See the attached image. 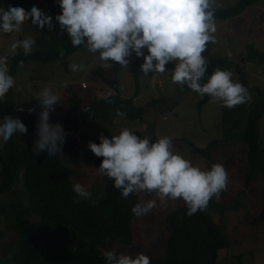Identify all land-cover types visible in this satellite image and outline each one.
Returning a JSON list of instances; mask_svg holds the SVG:
<instances>
[{
	"label": "rangeland",
	"instance_id": "374dc122",
	"mask_svg": "<svg viewBox=\"0 0 264 264\" xmlns=\"http://www.w3.org/2000/svg\"><path fill=\"white\" fill-rule=\"evenodd\" d=\"M29 1L30 4L42 9L47 0ZM236 1L219 0V6L215 9L232 6ZM3 5L7 10L6 4ZM29 19L30 17L22 22V27L25 29H21L19 35H31L26 29L40 31L29 24ZM215 24L213 41L206 44L204 52L206 60L211 57L225 59L232 64L230 72L233 81L240 83L239 78L243 74L247 84L264 89V63H250L245 60L247 47L255 51L264 49V0L246 7L236 17L215 21ZM17 35V33L0 34V54L8 53V45ZM38 36L39 34L35 35L34 39ZM11 55L8 54L7 64ZM134 60L135 56H130L128 66L119 65L116 75L117 90L104 83L95 74L96 69L99 68L104 78L112 80L114 76L112 67L108 62H101L94 54L88 53L83 46L67 58L66 70L59 62L41 64L22 61L17 65L12 77L13 102L15 107L21 109L33 107L35 110L29 114L26 111H17L16 108L10 115L25 116L35 122V112L38 111V107L33 99L34 94L45 85H49L60 96L59 104L54 105L49 113V120L58 123H61L64 116L67 108L66 99L71 92L76 93L82 100L79 110L92 101L111 95H117L123 100L132 98V104L136 107L154 102L151 107H146L141 120L127 121L121 114L113 111L107 120L98 121L96 126L80 125L71 135L70 144L65 141L61 153L58 154L62 165L69 170L68 177L71 184L78 181L85 185L91 193L88 199L93 202L103 198L104 186L110 179L96 173L95 168L100 158L94 156L86 147L89 141L98 142L97 137L100 134L111 136L122 128H128L139 137H151V134L155 138L167 136L174 152L201 169H207L212 163H219L227 173L226 185L219 193V198H210L207 206L201 210L217 224L222 235L229 242L228 247L218 253L216 264H264V221L258 219L264 206V177H253L245 187L244 174L247 170L245 146L241 142H221L220 114L227 107L218 102L210 103L208 100L200 109L197 108L198 101L202 97L192 91L179 93L180 86L170 81V72L167 69H170L172 64L166 66L165 72L149 76H144L138 71L137 85H135L132 72ZM73 62L83 64L84 69L78 72L70 71L69 64ZM236 66L241 70V75L235 72ZM136 90L137 95L134 97ZM249 98L248 93L247 102ZM257 127L259 145L264 156V116L258 119ZM13 135L14 140L20 145L25 146L28 143L24 133ZM212 140H216L218 145L211 150L210 161L193 155L187 145L190 142L196 148L202 149ZM22 189L21 172H18L13 191L17 196L18 194L21 196ZM135 195L138 201L155 199V196L149 193H135ZM17 196L14 198L11 193L0 195V260L7 257L17 243L15 233L9 228V216L6 213L8 205L15 201ZM75 198L77 201L87 200L77 197L76 194ZM20 200L24 198L20 197ZM3 205L5 211H2ZM183 206L185 205L180 200L168 201L165 205H161L157 200V206L148 213L133 216L130 222L132 235L130 246L126 247L118 243L104 245L99 247L101 254L104 250L115 249L119 253L129 255L139 252L152 259L161 258L170 235L166 218Z\"/></svg>",
	"mask_w": 264,
	"mask_h": 264
},
{
	"label": "clouds",
	"instance_id": "9594fccd",
	"mask_svg": "<svg viewBox=\"0 0 264 264\" xmlns=\"http://www.w3.org/2000/svg\"><path fill=\"white\" fill-rule=\"evenodd\" d=\"M59 12L51 16L34 4L26 8L9 5L7 10L0 0V34L17 33L8 45V53L0 54V101L13 85L8 71V54L14 55L19 48L29 54L38 31L26 29L31 35H19L22 22L29 18L35 29L62 30L73 47L83 46L101 62H114L128 66V58H141L139 72L149 76L166 71L172 64L170 81L181 89L187 87L197 96L209 97L210 103L232 108L248 99L247 89L231 79L228 70L215 68L206 75V44L213 41L216 30L214 10L219 0H53ZM63 55V51L59 53ZM20 63V60H17ZM72 72L82 71L83 64L70 63ZM65 70V69H64ZM83 89V88H82ZM38 111L31 142L33 155L44 153L52 158L61 153L65 142V130L58 122L49 120L53 106L60 96L49 85L42 86L34 98ZM82 112L88 108L82 106ZM28 107L17 111L32 113ZM27 131L19 117L0 114V145L14 133ZM98 142H87L90 152L100 158L95 168L99 176L110 179L121 198L135 193H149L155 199L134 203L130 212L135 216L148 213L168 201L180 200L186 206L185 215L191 216L203 210L210 198H219L224 190L227 173L223 165L212 163L201 169L172 149L167 136L151 139L139 137L128 128L117 134L98 135ZM72 191L81 199L91 195L80 182L72 183ZM105 264H149L143 253L129 255L115 249L104 250Z\"/></svg>",
	"mask_w": 264,
	"mask_h": 264
},
{
	"label": "trees",
	"instance_id": "16d2710c",
	"mask_svg": "<svg viewBox=\"0 0 264 264\" xmlns=\"http://www.w3.org/2000/svg\"><path fill=\"white\" fill-rule=\"evenodd\" d=\"M259 0H237L232 6L214 10V20L224 21L240 15L246 7L254 5ZM3 4L12 6H28L29 0H2ZM43 12L54 16L59 12L53 0H47ZM48 31L41 28L39 36L35 38L32 51L23 55L18 48L11 55L8 64L9 74L13 77L18 65L17 60L32 61L41 64L59 62L67 69V58L81 46L73 47L66 34L56 28ZM63 51L61 56L59 53ZM245 60L250 63H264V49L255 51L247 47ZM140 58L132 62L133 80L137 85L138 66ZM113 69V78L108 80L103 77L99 68L97 74L104 83L117 90L116 75L119 65L108 61ZM171 66V64H169ZM232 64L225 59L209 58L207 72L215 68H224L230 71ZM237 74H242L236 66ZM240 83L250 94L249 102L245 101L238 106L222 110L220 126L222 129L221 142H241L245 146V160L247 170L244 174V184L255 176L264 177V156L261 152L258 138L257 121L264 116V89L247 84L243 74ZM187 87L179 88V93L190 92ZM137 90L134 92V97ZM209 100L208 96L202 97L197 104L201 108ZM81 98L71 92L66 99V111L61 119L65 130V141H72L71 135L80 125L96 126L100 120H107L113 111L121 114L127 121L141 120L146 107H151L154 102L146 106L136 107L132 98L123 100L117 95L107 96L103 99L90 102L86 107L87 112L78 109ZM174 105V103L172 104ZM13 102L11 87L0 101V114L11 116L16 109ZM169 109V107H167ZM12 117V116H11ZM25 124L27 131L24 133L28 139L25 146L17 143L13 137L0 146V195L13 191L18 172H21L22 191L17 199L6 209L9 228L15 233L17 243L15 248L0 260L1 264H105L100 248L104 245L118 243L130 246L132 235L130 222L133 214L131 206L138 201L135 194L128 198H121L119 191L113 188L111 181L103 189V198L93 202L89 199L77 201L72 191L69 180V170L62 165L58 154L48 157L44 153L33 155L31 142L34 138V123L28 117L19 116ZM151 139H156L151 134ZM193 155L201 156L210 161V152L218 145L216 140L209 141L202 149L196 148L192 143H187ZM70 149L71 145H70ZM72 151V150H71ZM20 197L24 200H20ZM3 205V209L4 210ZM186 206L169 214L166 223L170 235L161 258H149V264H216L218 253L227 248L229 242L222 235L221 229L203 211L198 210L191 216L185 215ZM259 220L264 221V206L259 213ZM7 247V246H5ZM100 247V248H99Z\"/></svg>",
	"mask_w": 264,
	"mask_h": 264
},
{
	"label": "built area",
	"instance_id": "2783aa9c",
	"mask_svg": "<svg viewBox=\"0 0 264 264\" xmlns=\"http://www.w3.org/2000/svg\"><path fill=\"white\" fill-rule=\"evenodd\" d=\"M84 87V86H83Z\"/></svg>",
	"mask_w": 264,
	"mask_h": 264
}]
</instances>
